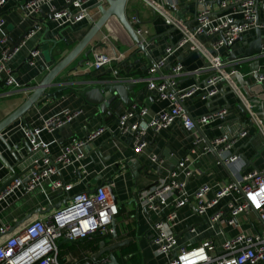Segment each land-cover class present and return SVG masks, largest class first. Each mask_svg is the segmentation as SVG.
Returning <instances> with one entry per match:
<instances>
[{
  "label": "crops",
  "instance_id": "obj_1",
  "mask_svg": "<svg viewBox=\"0 0 264 264\" xmlns=\"http://www.w3.org/2000/svg\"><path fill=\"white\" fill-rule=\"evenodd\" d=\"M158 5L168 9V2L172 0H154ZM179 9L173 15L183 20L188 27L195 25V14L199 6L197 0H176ZM94 0L88 3L93 6ZM211 5V0H204ZM52 5L63 7L65 0H53ZM127 16L138 18L134 27H141L148 33L147 55L139 50L137 44L113 16L103 29L96 35L90 46L87 47L54 81V85L46 90L56 93L55 97L44 98L28 111L23 120H18L2 133L0 138V188L15 175H30L34 157L41 154H32L24 144L25 130L41 128L39 138L49 144L53 157L59 156L63 148L72 138L86 139L91 133L101 127L104 132L84 147L80 148L85 156L72 164H61L60 173L45 182L44 190L41 186L27 190L25 186L15 189L12 193L0 200V228L11 225L12 231L23 229L36 218H50L60 208L69 203V200L81 192H94L103 184H113V194L119 204V214L112 225V231L107 234H96L92 238L68 241L62 239L58 244L60 264H97L104 262L113 253L120 264H163L167 257L159 253L154 243L152 223L160 218L156 212L146 211L141 205V193L153 186L159 180L165 179L169 172L177 167L180 159L193 148L194 141L202 135L200 130H188L181 119H176L167 131L156 134L148 131L146 138L148 146L140 153L134 152L135 134L122 133L120 129V115L131 104L117 99L105 112L97 104L88 102L84 98L86 89L98 86L100 82L121 81L134 83L135 99L132 103L145 106L150 114L171 108L167 100L157 99L152 91L147 89L146 77L153 63L161 62L167 56L168 47L174 46L182 37L179 28L167 24L154 7L146 0H129ZM97 12V10H94ZM260 20L264 21V7L260 8ZM49 6H43L40 20L44 30L30 39L9 63L13 69L16 82L22 87H32L31 91L12 90L0 81V122L17 110L30 96L34 88L39 85L49 71L59 63L84 38L93 24L81 22L75 25L59 26L49 15ZM98 13L96 21L100 18ZM0 18L6 22L9 44L13 46L27 31L32 28L34 20L27 17L22 4L18 0H5L0 5ZM264 30V27H263ZM0 36L2 33L0 32ZM256 37L255 28L244 34L247 41ZM207 43L206 36L200 38ZM35 46L42 50L41 60L36 65L28 62L29 53ZM97 46L94 52H102L111 57L123 54V58L101 70H92L87 63L77 71H71L84 52ZM241 43L234 46V51L242 53ZM225 52V50H222ZM240 51V52H238ZM93 54L91 55L92 59ZM165 64L156 77L170 76L173 67L183 64L190 71L189 74L178 77L179 88H185L195 82L201 84L206 79V73L197 74L194 71L204 65L202 55L188 47L175 50L166 57ZM139 61V62H138ZM250 67V66H249ZM117 72V76H116ZM249 81L244 93L249 102L256 104V110L264 114V84L256 83L254 76L246 78ZM141 92V93H137ZM210 100H204L200 94H195L185 100L184 107L192 117H199L211 110L227 108L228 116L225 121L218 120L203 128L206 140H213L221 135L229 139H236L233 152L242 156L239 162L227 166L222 163L214 152L204 155L192 153L195 159L194 174L188 179L181 175L179 179L187 181V190L195 192L202 185L208 184L218 189L221 185L230 182H239L243 175L255 169L264 168V146L254 127L248 128V135L239 134L248 122L242 100L232 92L226 91ZM79 111V114L69 123L55 127L53 130L44 129V124L56 116H62L66 111ZM222 125V127H220ZM30 154V155H29ZM30 156V157H29ZM157 156L159 161H154ZM29 157L18 165L17 160ZM244 157V159H243ZM75 158V157H74ZM80 168V169H79ZM53 179H61L69 189L59 188L49 190V183ZM228 201L221 202L225 206ZM41 208L43 213L34 214L19 227L13 228L31 212ZM227 211V210H226ZM239 226H226V236H234L240 232L259 230L262 224L258 215L252 212L249 218L239 217ZM177 245L173 250L176 254L182 248L199 246L204 239L213 237L221 243L224 236L211 228L207 217L203 218L196 213L194 205L189 204L178 210ZM5 236L0 234V243ZM114 246L115 249L111 250ZM101 255L95 258L98 254ZM95 258V259H94Z\"/></svg>",
  "mask_w": 264,
  "mask_h": 264
},
{
  "label": "built area",
  "instance_id": "obj_2",
  "mask_svg": "<svg viewBox=\"0 0 264 264\" xmlns=\"http://www.w3.org/2000/svg\"><path fill=\"white\" fill-rule=\"evenodd\" d=\"M18 1L21 2L27 17L34 20V24L20 44L13 47L9 44L6 22L0 18L2 33L0 81L12 90L31 91L32 87H22L16 82L9 63L30 39L44 30L39 17L43 6H49L52 20L61 27L81 22L95 24L100 13L99 6L105 5L106 0H94L95 3L91 7L88 3L92 0H65L66 5L63 7L52 5L53 0ZM146 1L163 16L167 24L179 28L182 32L178 43L168 47L167 56L175 50L188 47L201 54L204 60V65L194 72L206 73L207 77L202 84L197 81L188 87L179 88L178 77L190 73L183 64L174 66L172 74L162 77L161 80L156 75L161 71L167 56L150 67L146 77L147 89L152 91L157 99L169 101L171 108L152 115L147 107L133 104L120 115L121 132L135 134L134 152L140 154L148 146L146 138L148 131L156 134L167 131L178 118L188 130H200V132L215 121H225L229 114L227 108L211 110L195 118L187 112L183 103L197 93L204 100H210L228 90L239 96L247 113L248 122L239 135L246 137L248 128L254 127L264 146V114L256 110L257 103L249 102L247 95L234 78L236 75L244 78L255 76L256 71L249 67L252 59L242 57L243 52L240 54L235 52L237 58L230 60L227 49V46L233 45L246 32L257 27L256 20L258 16L260 19L259 12L260 8L264 7V0H211V5H206L204 0H197L199 6L193 28L173 15V12L179 9L176 0L168 2V9L158 5L154 0ZM4 2L5 0H0V5ZM129 20L134 25L138 18L132 17ZM135 30L141 42L148 48L151 42L147 38V31L141 27ZM202 36H206L207 43L200 39ZM262 55L264 56V49ZM41 57V48L35 46L29 53L28 62L36 65ZM122 58L123 54L111 57L96 51L93 52L92 59L87 65L96 71ZM255 79L257 84H264V60L260 74ZM261 106L264 109V102ZM78 114L79 111L68 110L62 116L47 121L43 128L53 130L55 127H61L71 122ZM105 129L107 128H98L86 139L72 138L56 157L51 155L49 144L39 138L41 128L26 129L25 139L29 144L30 152L40 153L41 156L34 157L31 174L14 179L0 194V200L21 186H25L29 191L39 186L43 189L47 180L60 173L61 164H72L82 159L85 154L80 148ZM235 140L221 135L209 141L203 134L200 135L195 139L191 151L180 159L177 167L171 170L165 179L159 180L141 193L140 201L145 210L160 215V218L152 223V229L154 243L159 253L167 257L163 264H264V168L243 175L239 182H230L221 185L218 189L205 184L193 193L187 190V181L179 179L182 174L187 179L194 174L195 159L192 153L204 155L217 152L227 166L242 160L240 154L233 152ZM152 158L154 161H159L157 156ZM48 188L52 191L59 188L68 190L69 185L61 179H53ZM227 198L226 205L222 206L221 202ZM189 204L194 205L197 214L203 218L207 217L211 228L221 233L224 238L218 243L213 237H208L199 246L182 248L175 254L173 250L177 245L178 210ZM252 212L258 215L262 224L259 230L226 236V226H239V217L249 218ZM118 214L119 204L113 194V184L100 185L94 192L78 193L50 218L38 217L17 232L12 231L11 225L2 226L0 234L5 236V239L0 243V264H60L58 244L62 239L75 241L92 238L98 233L107 234L112 231V225Z\"/></svg>",
  "mask_w": 264,
  "mask_h": 264
},
{
  "label": "water",
  "instance_id": "obj_3",
  "mask_svg": "<svg viewBox=\"0 0 264 264\" xmlns=\"http://www.w3.org/2000/svg\"><path fill=\"white\" fill-rule=\"evenodd\" d=\"M129 0H106L105 5L99 6L100 11V18L96 21L95 24L92 25V27L89 29L87 34L84 36V38L67 54L59 63H57L45 76V78L42 80V82L37 85L30 96L25 100V102L12 114L7 116L3 121L0 122V138H2V133L5 131L8 127L13 125L18 120H23L25 124L27 125L25 121V114L30 111L36 104H39L42 99L55 97L56 93H48L46 90L54 85V81L66 68H68L74 60L87 48L90 46L91 42L94 40L96 35L103 29V27L107 24V22L115 16L122 26L125 28V30L128 32V34L131 36L132 40L137 44L139 50L143 51L147 57L150 59L148 54V48L147 45L142 43L139 36L136 33L134 25L131 24L128 16H127V3ZM218 1V0H217ZM50 17H52V14H49ZM257 27L255 28V35L256 37L251 40L247 41L245 40L244 36H241L233 45L227 46L228 52H229V59L233 60L237 58V55L234 51V46L238 43H241L244 47L242 57L244 58H251L252 62L250 63V69L253 71H256L255 78H257L260 74V67L262 65V62L264 60V56L262 55L263 49H264V21H261L259 19V16L256 20ZM26 34L18 41L14 42L13 47L20 44V42L25 38ZM97 49V46H93L86 50L84 52V57L79 60L76 64V66L71 71H77L79 68L84 67L86 63H88L91 60V55L93 52ZM151 60V59H150ZM139 62V61H138ZM155 63L152 62V65ZM238 83L240 84V87L242 90H245L247 87H249L250 83L249 81L242 77L241 75H236L234 77ZM135 84H129L127 82H121V81H110V82H100L98 86L90 89H86L84 92V98L91 103L97 104L100 106V108L105 112L109 108L112 110V104L115 103L117 99L123 100L126 104L133 103L135 99V93L134 92ZM141 93V92H137ZM226 92H224V97H226ZM240 109L243 111V114L247 115V113L240 107ZM222 127V125L220 126ZM203 134V132L201 131ZM204 135V134H203ZM25 146L28 148L30 152L29 144L26 140H24ZM215 155L218 157V159L222 162V158L218 155L217 152H214ZM30 155V154H29ZM30 157V156H29ZM29 157L24 158L23 160L18 159V165H21L24 163ZM244 159V157H243ZM30 170L33 169V165L28 167ZM21 177L20 175H15L14 178H12L10 181L6 182L1 188H0V194L5 191V189L11 184V182ZM117 201V199H116ZM60 209V208H59ZM58 209V210H59ZM43 213V210L41 208L31 212L28 216H26L23 220H21L16 226L13 228V230L20 225L24 224L25 221L30 219L34 214H41ZM99 234V233H98ZM116 246H114L111 250L115 249ZM101 255L98 254L95 258L99 257ZM94 258V259H95ZM97 264H120L117 257L110 253L109 257L104 262H96Z\"/></svg>",
  "mask_w": 264,
  "mask_h": 264
},
{
  "label": "rangeland",
  "instance_id": "obj_4",
  "mask_svg": "<svg viewBox=\"0 0 264 264\" xmlns=\"http://www.w3.org/2000/svg\"><path fill=\"white\" fill-rule=\"evenodd\" d=\"M238 52H240V51H238ZM240 53H241V52H240ZM240 53H239V54H240Z\"/></svg>",
  "mask_w": 264,
  "mask_h": 264
}]
</instances>
